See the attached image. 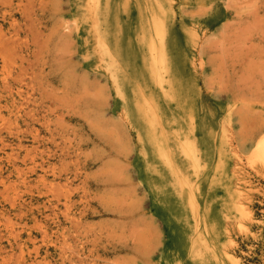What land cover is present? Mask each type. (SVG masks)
<instances>
[{
	"label": "rangeland",
	"instance_id": "1",
	"mask_svg": "<svg viewBox=\"0 0 264 264\" xmlns=\"http://www.w3.org/2000/svg\"><path fill=\"white\" fill-rule=\"evenodd\" d=\"M262 141L264 0H0V264H264Z\"/></svg>",
	"mask_w": 264,
	"mask_h": 264
},
{
	"label": "bare ground",
	"instance_id": "2",
	"mask_svg": "<svg viewBox=\"0 0 264 264\" xmlns=\"http://www.w3.org/2000/svg\"><path fill=\"white\" fill-rule=\"evenodd\" d=\"M149 1V0H148ZM101 3V2H100ZM133 3V2H132ZM158 3V2H157ZM107 4V3H106ZM144 5V4H143ZM160 5V4H159ZM121 6V5H120ZM145 6V5H144ZM157 6V5H156ZM110 7V6H109ZM160 7V6H159ZM121 8V7H120ZM144 8V7H143ZM161 8V7H160ZM90 9V8H89ZM97 10V9H96ZM111 10H112V8H111ZM145 10V9H144ZM150 10V9H149ZM157 10V9H156ZM107 12V11H106ZM151 12H152V10H151ZM156 12V11H155ZM112 13V12H111ZM153 14V13H152ZM156 14V13H155ZM164 15V14H163ZM148 16H149V14H148ZM157 16H159V15H157ZM166 16V15H165ZM158 19V18H157ZM150 20V19H149ZM164 20H165V18H164ZM150 22V21H149ZM165 23V22H164ZM148 24V23H147ZM158 24V23H157ZM94 25H96V24H94ZM159 25V24H158ZM151 26V25H150ZM166 27V26H165ZM148 28H149V26H148ZM151 28V27H150ZM153 29V28H152ZM97 30V29H96ZM139 30V29H138ZM141 30V29H140ZM145 30H146V27H145ZM151 33V32H150ZM148 36V35H147ZM155 36V35H154ZM141 37H143V35L141 36ZM150 37V36H149ZM166 37H167V35H166ZM166 37H164V38H166ZM153 38V37H152ZM156 38V37H155ZM157 39V38H156ZM160 39V38H159ZM98 40V39H97ZM101 40V39H100ZM143 40V39H142ZM148 40V39H147ZM150 40V39H149ZM102 41H103V39H102ZM153 41V40H152ZM159 41V40H158ZM156 42V41H155ZM99 43V42H98ZM141 43H145V41L144 42H141ZM146 43H147V41H146ZM149 43V42H148ZM147 43V44H148ZM102 44H104V43H102ZM102 44L100 45V46H102ZM146 44V45H147ZM105 45V44H104ZM145 45V44H144ZM143 46V45H142ZM152 46H153V43H152ZM158 46H159V44H158ZM158 46H157V48H158ZM149 47V46H148ZM160 47V46H159ZM101 48V47H100ZM150 48V47H149ZM103 49H104V47H103ZM153 49V48H152ZM106 51V50H105ZM108 51V50H107ZM107 53V52H106ZM109 53V52H108ZM154 54H155V52H153ZM151 54V53H150ZM152 55V54H151ZM109 56V55H108ZM107 56V57H108ZM157 57V56H156ZM147 59V58H146ZM149 61V60H148ZM148 65H149V62H148ZM156 68H158V66L156 67ZM156 80V79H155ZM152 81H153V79H152ZM157 82V81H156ZM154 83V82H153ZM165 83V82H164ZM156 84V83H155ZM154 84V85H155ZM157 85V84H156ZM171 86V85H170ZM138 87V86H137ZM172 87V86H171ZM170 87V88H171ZM139 89V88H138ZM166 89H167V87H166ZM176 89V88H175ZM172 90V89H171ZM175 91V90H174ZM140 92V91H139ZM117 93V92H116ZM141 95V94H140ZM143 102V101H142ZM152 102V101H151ZM148 105V104H147ZM145 108H147V106L145 107ZM144 110V109H143ZM146 110V109H145ZM153 110V109H152ZM148 111V110H147ZM143 114V113H142ZM152 114H150V116H151ZM151 119H152V117H151ZM153 119H154V116H153ZM149 120V119H148ZM148 120L146 119V123H148ZM153 121H156V120H153ZM164 121V120H163ZM150 124V123H149ZM147 126H150V125H148L147 124ZM151 127V126H150ZM148 130H149V127H148ZM164 131H165V129H164ZM154 133V132H153ZM152 133V134H153ZM146 134H148V133H146ZM155 136V135H154ZM153 136V137H154ZM149 137H151V136H149ZM157 138V137H156ZM155 138V139H156ZM152 141H154V139L152 140ZM185 144H186V142H185ZM157 145H159V143L157 144ZM157 145H156V147H157ZM207 148V147H206ZM258 149V151L260 152L261 151V155L264 157V141H262V143H259L258 144V146L256 147V150ZM183 152V151H182ZM194 153V152H193ZM220 153V152H219ZM221 154V153H220ZM221 156V155H220ZM217 157H218V155H217ZM220 159H221V157H220ZM221 163V162H220ZM221 165V164H220ZM220 168V167H219ZM230 187V186H229ZM182 188V187H181ZM231 190H232V188H231ZM230 191V190H229ZM230 192H232V191H230ZM237 193V192H236ZM227 194H228V192H227ZM233 194V193H232ZM231 195V194H230ZM233 197V196H232ZM234 198V197H233ZM235 198H236V196H235ZM236 200V199H235ZM229 201H230V199H229ZM231 205V204H230ZM228 206H229V204H228ZM194 209H195V207H194ZM239 209H241L242 210V208H241V206L239 207ZM229 210V209H228ZM244 210V209H243ZM206 212V211H205ZM201 214V213H200ZM202 216V215H201ZM206 216H207V212H206ZM206 231V230H205ZM206 233V232H205ZM210 244V243H209ZM232 261L234 262L233 264H237V261L236 260H234V257H233V259H232ZM228 263V262H227ZM242 264V263H241Z\"/></svg>",
	"mask_w": 264,
	"mask_h": 264
}]
</instances>
